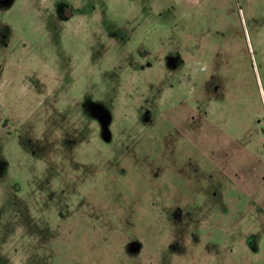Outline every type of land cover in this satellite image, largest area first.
Returning <instances> with one entry per match:
<instances>
[{"label":"rangeland","instance_id":"rangeland-1","mask_svg":"<svg viewBox=\"0 0 264 264\" xmlns=\"http://www.w3.org/2000/svg\"><path fill=\"white\" fill-rule=\"evenodd\" d=\"M263 129L264 0H0V264H264Z\"/></svg>","mask_w":264,"mask_h":264},{"label":"flooded vegetation","instance_id":"flooded-vegetation-1","mask_svg":"<svg viewBox=\"0 0 264 264\" xmlns=\"http://www.w3.org/2000/svg\"><path fill=\"white\" fill-rule=\"evenodd\" d=\"M66 6H60L58 8V15L62 16V18H65V12H66ZM142 56H146V55H142Z\"/></svg>","mask_w":264,"mask_h":264},{"label":"water","instance_id":"water-1","mask_svg":"<svg viewBox=\"0 0 264 264\" xmlns=\"http://www.w3.org/2000/svg\"><path fill=\"white\" fill-rule=\"evenodd\" d=\"M264 130V129H263Z\"/></svg>","mask_w":264,"mask_h":264}]
</instances>
